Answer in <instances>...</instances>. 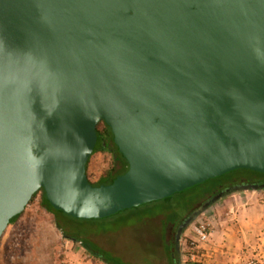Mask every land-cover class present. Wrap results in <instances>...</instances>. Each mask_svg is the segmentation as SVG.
<instances>
[{
	"label": "water",
	"instance_id": "95a60500",
	"mask_svg": "<svg viewBox=\"0 0 264 264\" xmlns=\"http://www.w3.org/2000/svg\"><path fill=\"white\" fill-rule=\"evenodd\" d=\"M103 121L129 169L94 186ZM238 170L264 174V0H0V245L41 190L101 220Z\"/></svg>",
	"mask_w": 264,
	"mask_h": 264
},
{
	"label": "rangeland",
	"instance_id": "374dc122",
	"mask_svg": "<svg viewBox=\"0 0 264 264\" xmlns=\"http://www.w3.org/2000/svg\"><path fill=\"white\" fill-rule=\"evenodd\" d=\"M112 166L110 153L92 155L88 164L90 182L99 181ZM40 197L41 194L29 204L22 217L8 227L0 245V264H104L89 255L81 243L65 240L54 224L53 215L41 210ZM155 209L147 211L154 212ZM144 211L130 209L97 222L88 220L79 225V230L91 234V240L126 264H172L170 253L173 248L170 247L169 253L165 246V235L171 226L166 228L163 215L142 218ZM198 221L200 218L184 232L178 262L183 263L185 259L187 236Z\"/></svg>",
	"mask_w": 264,
	"mask_h": 264
},
{
	"label": "trees",
	"instance_id": "16d2710c",
	"mask_svg": "<svg viewBox=\"0 0 264 264\" xmlns=\"http://www.w3.org/2000/svg\"><path fill=\"white\" fill-rule=\"evenodd\" d=\"M98 143L94 154L97 152H108L113 157V166L110 170L102 174L99 181L92 183L94 186L102 184H111L118 176L124 175L128 169L129 164L126 159L119 153L117 146L114 143V136L111 128L103 121L97 127ZM93 154V155H94ZM90 162V160H89ZM88 162V164H89ZM87 164V167H88ZM241 184H264V174L250 170H238L218 179L210 180L209 182L191 189L187 192L176 194L171 200L154 202L140 208L132 210L145 209L142 213V218L149 216L163 215L166 218V228L175 226V230L196 211L201 210L203 205L221 193L223 188L237 186ZM41 194L40 208L41 210L50 213L54 217V224L60 230L65 240L75 243H81L86 252L98 259L104 264H126L123 260L115 257L111 252L102 248L89 237L91 234L86 233L85 230H79V225H84L86 220H78L67 216L62 212L56 211L47 201L44 190L38 192L31 201L34 202ZM231 195V194H230ZM156 208L154 212H148L147 209ZM23 215V214H22ZM17 216L11 220L10 225L17 222L21 217ZM97 222V220H89ZM79 230V231H78ZM176 232V231H175ZM166 238V237H165ZM170 253V247L173 248L171 254L172 264H180V254L176 251V246L165 244ZM182 264V263H181Z\"/></svg>",
	"mask_w": 264,
	"mask_h": 264
},
{
	"label": "crops",
	"instance_id": "0c3cea01",
	"mask_svg": "<svg viewBox=\"0 0 264 264\" xmlns=\"http://www.w3.org/2000/svg\"><path fill=\"white\" fill-rule=\"evenodd\" d=\"M201 218L212 230L211 241L202 246V264H248L255 253L263 254L264 190L231 194Z\"/></svg>",
	"mask_w": 264,
	"mask_h": 264
},
{
	"label": "built area",
	"instance_id": "2783aa9c",
	"mask_svg": "<svg viewBox=\"0 0 264 264\" xmlns=\"http://www.w3.org/2000/svg\"><path fill=\"white\" fill-rule=\"evenodd\" d=\"M211 225L205 219H200L193 225L191 233L187 236L185 244V259L182 264H202L201 250L204 244L211 241ZM259 243L264 246V234L259 236ZM255 253V252H254ZM248 264H264V252L256 256V253L249 259Z\"/></svg>",
	"mask_w": 264,
	"mask_h": 264
},
{
	"label": "flooded vegetation",
	"instance_id": "af4514ba",
	"mask_svg": "<svg viewBox=\"0 0 264 264\" xmlns=\"http://www.w3.org/2000/svg\"><path fill=\"white\" fill-rule=\"evenodd\" d=\"M87 170H88V167H87ZM89 176V175H88ZM234 186L232 187H228V188H223V190L221 191V193H227L229 190H231ZM229 196V195H228ZM227 197V196H226ZM168 231V229H167ZM176 231V232H175ZM177 231H178V228L177 230H175V226H171L170 227V232L167 233L165 235V239L167 241V244L169 245H175L176 246V236H177Z\"/></svg>",
	"mask_w": 264,
	"mask_h": 264
}]
</instances>
